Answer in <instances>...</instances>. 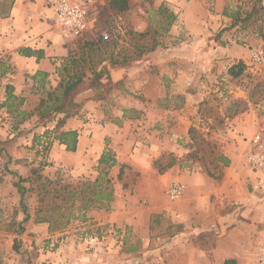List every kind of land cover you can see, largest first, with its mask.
<instances>
[{"label":"crops","instance_id":"0c3cea01","mask_svg":"<svg viewBox=\"0 0 264 264\" xmlns=\"http://www.w3.org/2000/svg\"><path fill=\"white\" fill-rule=\"evenodd\" d=\"M46 1L15 0L7 14L0 12V105L6 99L7 85H12L15 94L26 99L23 110L32 112L42 96L57 85V68L68 56L71 39H68L67 35L51 21L52 15L46 9ZM212 1L216 4L219 16L224 17L226 14L222 13L224 9L221 7L222 0ZM205 2L206 0H193L186 4L180 0H171L170 6L173 9L178 8L181 12L179 21L185 23V29L177 27L169 32L172 38L177 40L170 44H160L154 52L134 61L128 67L110 69L111 81L120 86L109 99L104 100L100 96L99 99H95L91 94L80 95L75 99L81 107L61 128L78 133V148L75 153L66 151L65 147L54 139L56 122H53V126L40 124L35 115L14 132L11 123L5 120L7 117L5 109L0 108V120L5 126L2 133L6 137L2 144L5 143L4 147H8L7 150L13 159L20 160L24 157L22 148L27 145L23 141L25 137H30V146L35 141L40 143V139H45V144H51L52 152L47 161L49 166L44 171L47 176H53L60 169H72L76 175L84 171L86 175L87 172L95 175V172H90L88 168L91 160L96 166L107 145L117 154L118 164L110 172L115 182V202L112 211L99 212L106 216L91 223L112 228L115 236L117 228L119 234L124 230L123 233L132 235L135 245L124 246L126 241L123 244L120 240H115L109 245L106 238L102 237L101 240L98 239L97 248L95 243L92 249L85 247L80 258L75 256L66 259L67 255L64 254L55 256L53 261L58 260V263L62 261V264L145 263L143 259L149 257L145 256L146 250L154 240L148 236L152 220L150 217L142 219L140 217L142 213L153 214L156 211H165L169 222L187 224L183 213L178 214L171 207L157 208L155 204L150 203L144 209L139 205L141 194L146 192L151 196L155 193L156 181L163 182L167 187L174 183L183 184L185 194L178 203V208L183 210L185 205L194 208V217L211 211L217 215L218 212L213 210L214 204L211 199L213 194L218 198L221 196L226 203L223 204L224 208L229 209L217 219L223 227L227 221L235 220L231 207L234 203L240 204L242 227H249L256 240L264 241V169L249 172L244 178L229 171L224 185L219 190L206 191L198 186L199 181L203 179L200 173H191L183 170L181 166H173L161 175L152 165L154 159L164 152H180L178 135L184 134V127L190 123L189 117L195 114L192 106L197 96L195 88L202 74L207 72L205 69L210 70L208 75L210 80L213 76L212 70L215 72L217 67H231L236 61L250 57V51L239 49L232 42L230 45L217 44L210 27L214 17L205 10ZM184 4L186 5L182 6ZM26 49L39 51L42 57L26 56L24 54ZM151 66L154 69H161V75L166 79L175 78L174 92L169 93L161 85L159 76L150 74ZM166 97L169 100L173 97H183L182 102L185 103L167 104V101L163 100L167 99ZM127 111L129 112L125 115ZM63 117V115L57 116V118ZM50 135H53L51 139L48 137ZM229 155L234 165L235 158L232 154ZM122 166H125L123 179L126 183L132 178L135 179L130 191H134L138 205H128L133 198L129 199V202L122 199L123 187L120 185L122 181L118 179ZM237 180L248 183L242 187L241 194H238L235 188L231 189L228 186ZM202 191L203 193L200 194L199 192ZM142 228H147L146 235L142 234ZM116 237L121 239L122 236ZM166 238L162 241V244H165L162 252L168 254L169 259L180 258L181 252L184 251L185 237L175 235Z\"/></svg>","mask_w":264,"mask_h":264},{"label":"rangeland","instance_id":"374dc122","mask_svg":"<svg viewBox=\"0 0 264 264\" xmlns=\"http://www.w3.org/2000/svg\"><path fill=\"white\" fill-rule=\"evenodd\" d=\"M86 1L92 17L96 19V25L82 36V39H80L82 42L94 40L102 44L105 41L117 39L120 46H127L131 38L128 35V31L133 30L136 33L148 32L149 34L145 40L136 37V41L146 44L151 43L157 31L159 33L157 39L160 44H170L177 40L173 39V36L169 34L171 29L177 27L182 30L185 29V23L178 19L181 12L178 8L173 9L170 6L171 0H153L149 4L148 10L145 8V0H130L131 10L121 16L113 15L108 11L106 0ZM14 2L15 0H0V12L4 15L7 14L8 9L13 6ZM254 2L255 0H222L221 7L224 8L222 13L226 15L221 17L216 9V4H214L215 2L206 0L205 10L214 17L210 25L213 38L218 42H216L218 45H226L227 43L230 45L232 42L239 49L250 51V57L242 60L246 63L247 69L239 78H232L228 74L230 66L217 67L215 72L212 70L211 74L213 76L210 77V80L208 78L210 70L205 69L207 72L202 74L199 86L197 85L195 88L197 96H195L192 105L195 114L189 117L190 123H188L187 127H184V134L178 135L177 143L179 144L180 152H164L157 159H154L152 165L157 173L163 175L171 167L181 166L183 170L196 174L200 173L203 176V179L198 184L203 190L215 191V189L219 190L224 185L229 171L239 174L240 178L241 176L244 178L249 172L253 173L258 171V169H264V166L254 165L249 160V157L256 153V147L252 144L253 138L260 132H264V63H254L251 57L254 51H264V16L256 24L240 22L235 27H230L233 19L229 17L238 10L244 15L251 10ZM161 7L170 10L176 16V21L168 28V31H166L165 27L167 21L159 12ZM46 9L52 15L51 21L55 23L53 12L47 5ZM56 27L64 32L63 28ZM67 37L71 39L68 46L69 53L78 57L80 53L78 40L69 35ZM72 42L76 43L74 47L71 46ZM102 57L104 55H100L97 58L101 59ZM148 58L150 57L148 56ZM238 62L236 61L235 64ZM104 67L110 69L109 63H96L95 70L101 71ZM149 72L152 75L159 76L161 85L169 93L175 91L173 86V79L175 80V78L173 76H171L172 80L166 79L161 75V69H154L153 66H151ZM119 86H113L108 92L107 89L95 91L89 88L88 83H85L79 89L76 98L80 95L91 94L93 98L99 99V94H101L102 98L107 100L112 93L119 90ZM198 87L200 88L197 92ZM166 98L163 100H166L167 104L180 105L182 103L181 105H183L185 103V101L182 102L183 97H173L170 100L168 97ZM2 124L3 122L0 120V264H31L33 261H35V264H62V261L58 263V260L53 261V258L64 254L67 255L66 259L68 257L75 258V256L80 258L85 247L92 249L96 246L97 248L99 245L98 239L101 240L102 237L106 238L109 245L115 240H120L123 244L126 241L124 246L135 245L132 235L123 233V229L122 233L119 234V229L117 228L116 236H122L120 237L121 239H117L111 230L112 228L91 223L93 220L106 216V214L99 213H103V210H93L88 213L86 221L75 220L65 230L54 233L49 232L48 224L36 223L35 211L38 200L30 193L23 197L17 184L20 182L21 177L27 178L32 175L31 169L33 167L50 159L52 146L50 143L49 145L45 144V139H40V143L35 141L30 146V137H25L23 141L27 145L22 148L24 157L20 160H15L9 154L8 147H4L5 143L4 145L2 144V141L6 138L2 133L4 131L2 129H5ZM47 124L53 126L54 123ZM51 137L53 135H50V139ZM229 153L234 156L236 163L233 165L231 161L229 167H224L222 162L219 161V156L224 155L230 159ZM172 162L173 165L170 168L160 173L163 168ZM96 166L95 162L91 160L88 167L90 172H95ZM44 175L51 178L61 175L68 182L79 183L86 178L94 177L96 173L95 175H90L87 172L86 175L84 171V173L76 175L72 169H60L53 176ZM133 181H135L134 178L126 183V180L123 179L120 183L123 187V201L129 202V199L133 198V201H130L128 205H138L135 201L134 191H130ZM245 183L237 180L234 184L230 183L228 186L231 189L235 188L237 193L241 194L242 187L248 184ZM21 185L23 186V184ZM26 185L30 187L28 184ZM155 185L156 190L153 195L150 196L146 192L141 194L139 205H142L144 209L150 203L155 204L157 208H161V206L171 207L178 214L183 213L187 224L169 222L165 211H156L153 214L142 213L140 215L142 219L150 217L152 220L148 236L154 242H151L146 250L145 256L149 257L143 259L146 262L141 264H170L171 262L172 264H256L258 249L264 244V241L256 240L257 238H254L253 231L249 227H242L240 204L234 203L231 207L233 208L232 214H235V220L227 221L223 227L222 224L218 223L217 219H220L219 215L226 214L229 209L226 210L224 208L223 204L226 203L221 196L218 198L213 194L211 199L214 204L213 210L218 212L217 215L211 211V213H200L198 217H194V208L186 205L183 206V210L178 208V203L182 200L185 193L180 199L171 200L168 196L170 186L167 187L163 182L158 181H156ZM199 193L202 194L203 191ZM21 201L27 207L26 213L30 217L28 222H24L27 215L24 213ZM13 222L20 225L19 228L23 226L25 232L19 235L3 229L4 224ZM141 232L146 235L147 228H142ZM175 235H183L185 237L184 251L181 252L180 258L169 259L168 254L162 252V247L165 245L162 244V241L168 236L174 237ZM247 237H249V240H247ZM15 238L22 240L19 252H15L13 249ZM94 243L95 246H93Z\"/></svg>","mask_w":264,"mask_h":264},{"label":"trees","instance_id":"16d2710c","mask_svg":"<svg viewBox=\"0 0 264 264\" xmlns=\"http://www.w3.org/2000/svg\"><path fill=\"white\" fill-rule=\"evenodd\" d=\"M152 2L153 0H145L146 10L149 9V4ZM106 6L108 11L116 16L124 15L132 8L130 0H106ZM159 12L167 21L165 27L166 31H168V28L176 21V16L173 12L163 7L160 8ZM263 16L264 0H255L251 10L244 15L238 10L229 16L233 19L230 27H235L240 22L256 24ZM158 34L156 31L151 43L146 44L136 41V37L145 40L149 36L148 32L136 33L130 30L128 35L131 38L127 46H120L117 39H111L99 44V42L94 40L82 42L80 40L82 37L76 38L80 46L79 56H72L69 53L63 60L61 66L57 68L58 80L56 87L51 88L42 96L32 112L23 110L26 99L16 95L15 88L12 85H7L6 99L0 105V108L5 109L7 113L5 120L11 123V128L14 132L18 131L21 125L35 115L38 117L40 124L56 122V136L54 139L64 146L66 151L75 153L78 148V133L76 131L61 130V128L66 120L74 116L81 107L80 104L75 102L79 89L85 83H88L91 90L102 91L107 89V92L110 91L115 86L110 78V69L125 68L146 54L154 52L160 45L157 39ZM75 45V42L71 43L72 47ZM24 54L29 57L34 55L42 57L39 51L32 49L24 50ZM100 55H104V57L98 59ZM104 62L109 63L110 69L104 67L101 71H96V63L102 64ZM246 69V63L241 60L229 68L228 74L232 78H239ZM99 96L103 97L101 94ZM128 112H125V115ZM58 115H63L64 117L57 118ZM219 161L222 162L224 167H229L231 164V160L224 155L219 156ZM117 164L116 152L107 145L97 160L96 175L94 177L86 178L79 183L68 182L61 175L53 178L46 177L43 172L49 164L43 162L31 169L32 175L30 177H21L17 186L23 197L30 193L37 198L38 205L35 211V222L48 224L49 232L54 233L65 230L75 220L86 221L88 213L93 210L112 211V206L115 202V182L110 172ZM172 165L173 162L163 168L160 173ZM124 173L125 166H122L118 175L119 181L123 180ZM26 184L30 187H27ZM21 206L25 215H27L24 222H28L30 217L26 213L27 207L23 201H21ZM19 226L13 222L4 224L3 229L20 235L25 232V229L23 226L21 228ZM21 244L22 240L19 238L14 239L13 249L15 252L20 251ZM31 264H35V261L31 262Z\"/></svg>","mask_w":264,"mask_h":264},{"label":"built area","instance_id":"2783aa9c","mask_svg":"<svg viewBox=\"0 0 264 264\" xmlns=\"http://www.w3.org/2000/svg\"><path fill=\"white\" fill-rule=\"evenodd\" d=\"M180 1L190 3L193 0ZM46 5L54 14L55 24L63 28L64 32L72 38L84 36L96 25V19L92 17L86 0H47ZM251 57L254 63H264L263 50L254 51ZM252 144L256 147V153L252 154L249 160L254 165L262 167L264 166V132L257 134L253 138ZM184 192L185 186L183 184L174 183L170 186L168 196L171 200H178ZM256 264H264V244L258 249Z\"/></svg>","mask_w":264,"mask_h":264}]
</instances>
